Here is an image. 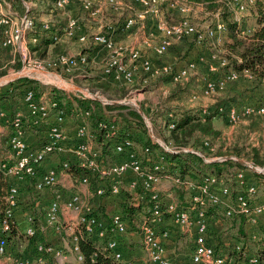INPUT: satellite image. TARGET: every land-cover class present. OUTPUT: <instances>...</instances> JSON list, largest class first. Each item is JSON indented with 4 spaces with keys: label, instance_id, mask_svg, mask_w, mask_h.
I'll return each instance as SVG.
<instances>
[{
    "label": "built area",
    "instance_id": "built-area-1",
    "mask_svg": "<svg viewBox=\"0 0 264 264\" xmlns=\"http://www.w3.org/2000/svg\"><path fill=\"white\" fill-rule=\"evenodd\" d=\"M222 1H226L228 6L234 7L237 13H243L247 6L255 5V0ZM135 2L138 10L134 16L125 21L123 31L129 32L137 25L143 28L145 21L150 19L154 22L153 19H155V29L161 34L159 43L153 47V52L157 57L164 56L174 41L196 37V43L202 44L205 39L213 41L227 31L226 25L220 20L218 13L215 14L217 19L211 26L202 32L198 31L190 22L188 15L193 7L198 8L202 5L188 0H135ZM5 3V0H0L1 44L19 54L25 67L28 63L29 65L33 64L38 72L51 68L63 75H74L75 72L81 71L89 65L88 57L85 54L77 56L61 54L50 60H33L27 37L35 29L34 19L28 14L15 16L5 12ZM73 3L80 4L81 8L92 18H100L107 7L114 12H122L124 8V4L120 0H55V7L64 10ZM166 5L167 9L175 8L184 17L177 23L168 25L162 19L163 8ZM102 28L105 29V26ZM110 29V32L102 31L90 36L80 32L81 27L77 19H71L65 30V36L82 44L91 43V45L105 50L107 55L104 60L103 75L105 78L113 80L114 83L129 88L136 82L140 70L145 76L142 81L143 87L149 83V78L160 76L168 77L171 83H179L187 78L189 70L195 68L193 63L178 70H174L170 65L153 67L151 61L143 56L141 49L118 45L111 34L115 30L111 27ZM42 30L51 33L53 25L44 23ZM50 39L58 43L61 37L56 33ZM32 42L38 43V38L34 37ZM207 60L211 73L218 72L227 64L226 60L218 53L209 54ZM243 76L247 80H251V75L248 72H244ZM28 77L41 81L39 77ZM239 79L240 74L234 71L225 72L217 80L206 79L202 85V95H213L223 90L230 82H236ZM56 88L66 91V88L63 87ZM134 93H139V90H134ZM98 95L99 92L95 97ZM86 98L92 99L93 97L86 96ZM99 99L103 106L119 102L120 105H133L137 110L140 107L130 100ZM21 103L22 111L19 110L14 114H10L8 110L0 109V123L12 129L6 140V146L10 153L9 161H1L0 179L6 177L9 180H15L10 183L7 194L1 200L0 259L15 258V264H68L70 257L75 255L76 264H84L85 257L82 254L80 242L90 236H96L103 240L110 231L112 236L107 242L106 249L111 251L116 262L121 263L125 256L124 249L121 248L120 241L116 236L127 237L135 235L136 232L130 228L121 213L112 215L110 225L105 219L93 216V213L99 209L98 206L96 209L95 204L100 203L102 199L119 198L127 193L132 197L135 207H140L147 201L152 203L145 215L142 216V223L138 225L141 231L139 242L143 247L144 264H175L168 254V245L172 241V236L170 230L164 227L167 221L192 240V250L187 255V261L189 259L190 264H264V235L261 231L264 227L261 225V218L264 217V201L258 199L257 186L251 181L252 177L246 171L261 173L263 170L247 164L244 165L246 170L239 169L229 172L226 177L206 174L199 180H183L179 176L167 173L162 166L164 158L160 157L159 161H155L148 148L143 150L145 156L143 160L136 144L129 139L116 146L117 161L109 166H103L101 148L90 122L95 112L92 104L82 102L85 104L84 108L80 107L79 103L74 109L75 102L69 97L64 104H68L73 111L70 116L54 92L41 94L33 88L26 90ZM202 113H206L205 109L202 110ZM253 114L264 115V103L259 106L246 105L240 111L232 108L226 113V116L230 124H236L240 118H246ZM69 119L78 121L73 143H71L72 136L67 129ZM99 128L104 129L105 137L108 139L116 138L120 133V129L113 122L110 124L101 122ZM173 128H175V122L171 119L167 124V129L172 130ZM31 131L37 132L36 142L32 139L28 140ZM154 143L172 154L190 152L200 156L195 151L179 148L173 151L156 139ZM205 145L207 146V144ZM63 154L71 155L75 159V163L64 160L58 167L45 168L51 157ZM229 160L237 162L234 157ZM223 161V158H217V162ZM74 166L80 170V175L77 177L76 173L72 171ZM65 176L79 183L78 186L73 185L72 191L66 194L61 190L62 179ZM96 179L108 180L109 186L105 180H97V185L92 192L93 181ZM163 181H170L172 188L184 193L188 192L190 201L187 202V205L173 200L165 202L166 198L171 199L174 190L161 194L158 188ZM24 185H29L36 193L53 192L54 194L49 205L43 207V220L38 219L34 214L26 215L27 227L24 235L31 239L53 230L62 237L69 249L38 242L33 245L36 252L35 258L22 254L20 257H16L12 254L10 238L12 239L14 232L18 231L17 217L21 212L19 209ZM81 186L89 189V199H93L95 204L84 200L80 191ZM213 207L222 208V215L226 219H244L245 238L233 240V243L221 238L223 246L220 251H216L217 243L209 232L212 216L208 212ZM63 211L77 213V218L63 221L61 216Z\"/></svg>",
    "mask_w": 264,
    "mask_h": 264
},
{
    "label": "rangeland",
    "instance_id": "rangeland-1",
    "mask_svg": "<svg viewBox=\"0 0 264 264\" xmlns=\"http://www.w3.org/2000/svg\"><path fill=\"white\" fill-rule=\"evenodd\" d=\"M123 3H126L130 7V2L125 1V0H120ZM132 5L136 8L138 6L136 5L135 0H130ZM218 3H224L225 6H223L222 10L221 9H208L205 7H198L194 8L190 12L189 20L190 22L196 27V29L200 32L205 30L208 26H211L214 21L217 19L215 14L218 13V17L222 22H224V15L223 11H229L231 13L230 19L234 23H239L242 24L243 21H246L249 23L250 26H253L254 21H253V12L256 9L257 4H262L264 7V0H255V5H250L247 6V9L243 13H237L235 8L232 6H228L227 2H223L222 0L219 1L217 0ZM165 8V7H164ZM131 8H126L125 11L123 12H129L132 11L130 10ZM103 17H106V14L103 15ZM120 15L117 17H113L116 19H119ZM184 16L180 14L178 11L175 10V8H169L166 13H163L162 19L163 21L167 22L168 25H172L177 23L181 18ZM110 20H112L111 16H108ZM106 19V18H104ZM154 24H155V19ZM97 26L95 28H99L100 24L97 21L96 22ZM106 26V25H105ZM109 29V28H108ZM111 29H109L110 31ZM98 31H100L98 29ZM153 31V30H152ZM135 32H131L129 34H116L118 35V40H116V43L118 45H122L124 47H128L129 43L132 41V38L135 37ZM148 32H145L143 34V37H145L147 40H149V43L154 46L158 44V38L161 37V34H155L153 33V36H149ZM114 34V36H115ZM225 37V38H224ZM218 39L215 40H206L203 41L202 44H197L195 41L194 37H187L183 41H174L172 47L169 49V51L162 56L163 61L167 63V65L172 66L174 70L180 65V66H187L189 63L195 64V68L192 70H189V74L187 75V78L182 80L179 83H171L170 81L163 80V81H153V78L149 80V83L151 81V85L147 87H143L142 81H143V73L137 74L136 82L130 86L129 88H124L123 86L117 84L114 85L112 84H102L108 89H102L100 87L101 83L98 82L97 78H87V79H78L75 78L74 76L79 73V71L75 72V74L72 76L71 74H62L59 71L53 70L51 68H47L45 70H40L38 72L37 69L33 67V64L29 65L26 63V67H21L18 71H11L8 74L1 76L0 77V91H4L7 89L9 84L13 83L17 79L15 76H17L18 73L23 72V77H39L41 81H38L37 83V90L41 93H51L53 92L56 87H66V91L61 90L65 93L66 99L65 102L68 101V98L71 97L72 100L75 102L73 105V108H76V104H79L82 102H87L88 104H92L95 112L94 114H102L106 113L107 116H110V120L113 123L117 122V127L122 129L124 127V119L125 117H128L129 119L135 120L133 117H130L129 115V110L124 109V110H115V111H101L99 110V106L96 105L95 103H99L102 105L100 101H96L95 99L91 98H86L88 97H95L97 95V92H99V95L97 97L101 98L102 100H109V101H123V100H130L134 101L136 105L140 106L142 111L144 107V102L141 103L139 101V93H134V90H143L151 92L149 94L150 100H153L158 103V110L154 109V114L156 113L161 116L165 115L166 117L168 116L169 118H174V120L178 121L179 117L181 116L182 112H185L187 110H203L206 108L214 107V106H219L223 105L225 103H230L232 101H237L239 103L233 105V109L240 111L242 109L243 103L246 106V104H251L255 105L257 100L259 98L264 97V94L261 90H257L255 93H251L248 89L250 87V84L246 81H240L239 83H232L227 85L223 90L216 92L213 95L210 96H203L201 93V88L203 85L204 80H214L215 74L209 73V62L207 60V57L211 53H218L220 56L224 55V47L223 44H225L227 40L230 41L227 31L225 34L220 35L217 37ZM144 40V39H143ZM144 47V46H143ZM141 46V49L144 48ZM72 48L80 51L83 50V48H80L78 46H72ZM147 50V49H146ZM145 52L147 53V50ZM94 52H101V48L95 50ZM59 54V53H58ZM55 56L52 54V57ZM102 57H105L106 55L102 54ZM55 58V57H54ZM52 58V59H54ZM33 60L38 59L36 56H32ZM41 60V59H39ZM46 60V59H45ZM176 67V68H175ZM220 71V70H219ZM218 71V72H219ZM81 72V71H80ZM221 74V71L220 73ZM61 76V77H60ZM74 77V78H73ZM4 78H9L8 81H4ZM15 79L14 81L11 82V80ZM153 81V82H152ZM76 88H80L81 90H77ZM59 89V88H57ZM125 89L127 91L126 96L122 97V94L117 95V93H120V90ZM119 90V92H117ZM133 93V94H132ZM172 95L180 97L179 100H176V98L171 101ZM21 99V95L20 98ZM149 100V101H150ZM146 102V101H145ZM232 104V103H231ZM18 108L20 111H22L20 102H18ZM130 108V110H135L138 112V110L133 106V105H126ZM235 106V107H234ZM81 107V106H80ZM16 108V109H18ZM231 108V109H232ZM66 112L68 115L71 116L73 111L69 106L66 108ZM10 113V114H14ZM139 113V112H138ZM146 122L145 123L144 119L143 122L147 128V135L148 137L152 140V142H155L156 140H159L163 142L165 145H167L164 140L170 139V133L169 130L165 128H158L156 127V124H154L153 119H151L150 115L145 114L143 112ZM141 115V114H140ZM264 116V115H263ZM143 118V117H142ZM115 121V122H114ZM132 121V120H131ZM136 121V120H135ZM163 121V120H162ZM255 121H257V117L255 118L254 116L246 117V118H240L239 121L236 124H230L227 120V116L220 115L216 116L213 119V127L215 130L219 131L218 136H202L198 132L196 133L195 137L192 139L195 141L196 138L197 141L195 144H197L196 147H177L173 146L175 145L172 142V139H170L171 145L168 146L169 148L173 149V151L179 149L183 150H188L192 152H197L200 156V158L203 160L205 164H210L208 162L214 163L217 162V158H223L227 159L234 157L238 159L239 161L245 162L249 165L258 167L260 170H263L261 173H258V175L254 176L252 172H249L246 170L251 177V181L254 182V184L257 186V191H258V199H261V201L264 200V119L262 122L259 124L255 125ZM78 121H75L74 119H69L68 120V126H70V129L72 130V141L75 140V127L77 125ZM155 126H154V125ZM93 128V127H92ZM174 129V128H173ZM9 130L11 131L12 129L9 127ZM124 131V130H123ZM33 141V138H32ZM5 146L4 149L1 150L0 152L3 151V153H0V163L1 161H9V148L6 146V141H4ZM192 143V142H191ZM207 144V146L205 145ZM139 145V146H138ZM136 144V147L138 148V151L140 153V156L144 160L145 156L143 154V148L141 147L140 144ZM190 153V152H188ZM198 156V155H197ZM64 160H70L73 163H75V159L71 155L68 154H63V155H54L53 157L50 158V160L47 162L53 163L55 167H58L61 165V163ZM224 160V161H227ZM207 161V162H206ZM223 161V162H224ZM238 162V161H237ZM46 163V164H47ZM240 163V162H238ZM45 164V165H46ZM241 164V163H240ZM242 165V164H241ZM226 166V164L224 165ZM244 166V165H243ZM245 167V166H244ZM239 168L234 166V165H229L226 167H221V172L222 176L226 177V175H229V172H235ZM213 169L203 167L202 174L199 176H203L204 174H209L212 173ZM251 171V170H250ZM249 178V177H248ZM104 181L105 179H96L93 181L92 185V192H94V187L97 185V182ZM67 181H71V183L75 186H78L79 183H76L72 181L71 179L67 178ZM109 186V181L105 180ZM11 182H15V180L11 179ZM170 182V181H169ZM171 183V182H170ZM169 183V184H170ZM167 184V183H166ZM234 186V185H233ZM174 190V193L170 198H166L165 202L167 200H173L174 202H179L182 205H187V202L190 201V194L188 192H182L180 190H177L176 188H172V184H170V187L168 191ZM167 191V192H168ZM173 192V191H172ZM49 195L52 196V193H48ZM127 194V193H125ZM129 195V194H128ZM38 196V193H37ZM127 196V195H126ZM107 197V196H106ZM111 197V196H110ZM113 199H102L100 203L95 204V201L93 199L90 200L91 204H95V207L97 209V206L103 207V209L106 210L108 213L109 217H112L115 213H121L119 210V204H118V198L116 197H111ZM163 199V197H162ZM129 203L131 206H134V201L132 200V197L129 196ZM2 203L0 202V205ZM35 205V204H34ZM147 207V204L145 205ZM146 207L143 208V215L137 217L136 223L137 225L135 226L134 232H136L135 235H128L127 237L125 236H119L117 235L116 238L119 239L121 248L124 249V260L121 263H140L144 264V254H143V247L140 244V239H141V231L138 225H140L143 221L142 216L145 215L146 213ZM34 208V207H33ZM21 207L19 211H21ZM44 209L42 207L34 208L31 210L24 211L23 213L25 215L27 214H34L38 219L43 220L44 219ZM234 222L232 219H225L223 218L222 214L220 213L215 221H214V230L217 228H221L222 232L221 234L223 235L222 238L224 240H229L231 243H233V240H239L240 238H245V234H241L239 232V226H238V220H235ZM164 227L168 228L170 230L171 236H172V241L168 245V254L170 255L171 259H173L175 264H188L186 263L187 260V255H189L190 251L192 250V243L191 239L188 236H185L178 228H176L174 225L169 223L168 221L165 223ZM50 235H54V232L50 231ZM44 236V234H40L39 237ZM177 237V240L175 239ZM11 239V238H10ZM29 240L30 238L23 235L22 233H18L17 231L14 232V235L11 239V247L13 250H11L12 254L16 257H20L21 254H30L31 255V250H29ZM241 240V239H240ZM175 241V242H174ZM100 244L104 243V240H99ZM175 244H172V243ZM244 242V240H243ZM106 243V242H105ZM33 245V244H32ZM31 245V246H32ZM18 255V256H17ZM68 264H76V257L75 255H72L70 257V262Z\"/></svg>",
    "mask_w": 264,
    "mask_h": 264
},
{
    "label": "trees",
    "instance_id": "trees-1",
    "mask_svg": "<svg viewBox=\"0 0 264 264\" xmlns=\"http://www.w3.org/2000/svg\"><path fill=\"white\" fill-rule=\"evenodd\" d=\"M16 2H20V0H15ZM28 1V0H24ZM128 1V0H125ZM195 4H200L205 8L208 9H221L223 6H225L224 3H218L217 0H188ZM128 2H131L130 0ZM167 5L165 8H163V12L166 13L167 11ZM253 26H250L249 23L246 21H243L242 24L234 23L230 19L231 13L229 11H223L224 15V21L226 25V30L228 37L230 39L229 42H226L223 44V47L225 49L224 55L221 57L224 58L227 62L226 66L223 69H220L222 72L220 75H223L225 72L234 71L240 74V79L236 82H230L232 83H239L240 81H247L250 84L249 91L251 93H255L258 89L261 90L264 94V7L262 4H257L256 9L253 12ZM133 14V11L126 12V13H114L110 14L112 17L111 25L114 30L116 28L115 33L117 34H129L131 32L135 31V28L129 32L123 31V25L125 21L128 19L129 16ZM119 17V19L113 18V17ZM134 16V15H133ZM150 20V19H148ZM35 29L30 32V35H33L34 37L40 38L42 25L41 23L35 22ZM52 24L51 22H47ZM53 25V24H52ZM61 26H64L63 23ZM57 31V30H56ZM62 30H59L58 36L62 38V35L60 34ZM44 32V31H43ZM51 36L56 34L54 32V26L53 30L50 31ZM46 33V32H45ZM65 35V31L62 33ZM1 35H0V41H1ZM195 41H196V37ZM94 46V45H93ZM30 51L32 56L38 57V60L41 59L42 61L49 60L52 54H58L61 55L64 50V46L56 43L52 39H42L39 43H31L30 44ZM97 47V46H94ZM100 48V47H98ZM89 63L91 62L90 58L88 57ZM22 62L18 61L14 66V70L18 71L22 67ZM248 72L251 75V80H247L244 78L243 73ZM9 73V69L0 70V77L4 76ZM143 77H145L143 75ZM157 82L163 81V80H169L168 77L160 76L157 77ZM150 80V78H149ZM37 83L38 81L23 77L19 78L13 83L9 84L7 89L4 91H0V109L8 110L9 106L13 107L14 109L18 108L19 105L18 102H22L23 96L28 88H33L37 90ZM100 83V82H99ZM101 83L100 87L102 89H108ZM228 84V85H229ZM148 84L145 86L147 87ZM124 88H127L123 86ZM53 92L56 95V98L62 103V106L66 107L68 104L65 103L66 96L63 91L60 89H54ZM119 92V90H117ZM127 91L125 89L120 90V93H117V95H121L122 97L126 96ZM21 95V99L20 98ZM176 98L177 100L180 99V97H177L172 95L171 100ZM232 103V104H231ZM239 102L232 101L230 103H225L223 105L214 106L210 108H206V113H202V110H187L185 112L181 113V116L179 117L178 121L174 120V118L166 117L165 115H162V118L160 115L156 113L151 116V119H153L154 124H156V127L158 128H165L167 129L168 122L172 119L175 122V128L172 130H169L170 133V139H172V142L175 144L173 146L177 147H196L197 144L196 141L198 138L193 141L192 139L195 137L196 133L198 132L202 136H218L219 131L215 130L212 123L213 119L216 116L220 115H226V113L233 107L234 104H237ZM264 103V97L259 98V100L254 103L255 105H263ZM99 106V110L101 111H115V110H129L130 117H133V119H129L128 117H125L124 119V127L120 128V133L116 138L108 139L105 137V131L104 129L99 128V123L104 122L107 124L112 123L110 120V116H107V114L104 112L102 114H93L91 118V126L96 132L97 136V143L101 148L102 153V165L103 166H109L110 164H113L117 161L118 155L116 153V146L118 144L124 143L127 139L133 141L135 144H140L143 150L145 148H148L151 152V156L155 161H159L160 157H163L164 160L162 162V166L164 167L165 171L169 173L172 176H179L183 180H199L201 177H199L202 174L203 167L213 169L211 170L212 173L209 174H216L218 176H222L221 167H226L229 165H234L238 167L239 169L246 170L247 168L241 165L240 163L236 161L227 160L224 162H214L210 164H205L203 160L193 153H177L172 154L169 152L164 151L158 144L152 142V140L147 135V128L143 122V118L137 111L130 110V108L126 105H107L103 106L99 103H95ZM245 103H243L242 107L245 106ZM22 107V103H20ZM85 104H81L80 106L84 108ZM251 105V104H246ZM235 107V106H234ZM222 111H219V110ZM204 110V109H203ZM143 112L147 114V111L143 107ZM255 118L257 117V121H255V125L259 124L263 121L264 116L263 115H257L253 114L251 115ZM250 117V116H249ZM132 120V121H131ZM163 120V121H162ZM153 124V125H154ZM117 125V122H116ZM155 126V125H154ZM124 130V131H123ZM168 130V129H167ZM170 139L164 140V142L167 144V146L171 145ZM192 142V143H191ZM139 146V145H138ZM197 148V147H196ZM226 164V166H224ZM238 169V170H239ZM72 171L76 173V177L80 175V170L77 169V167H73ZM206 175V174H204ZM253 175L256 176L258 173H254ZM259 176V175H258ZM10 187V180L6 177H1L0 179V202L3 200L5 195L7 194V191ZM123 195L124 202L119 201V210L121 211V214L123 218L127 221L128 225L132 230L135 229V226L137 225L136 220L137 217L143 215V208L146 207L147 209L152 205L151 202H145L140 207H133L129 203V195ZM2 203V202H1ZM1 209V205H0ZM223 214V209L220 207H213L209 209L208 214L212 216V223L209 227L210 235H212L214 241L217 243L215 246L216 251H220L222 245L221 238L222 234L214 232V221L216 217L219 214ZM93 216H95L98 219H105L108 221V224L110 225L112 220L111 217H109L108 213L106 212L103 207H100V209L96 210L93 213ZM223 216V215H222ZM223 218H225L223 216ZM226 219V218H225ZM233 220V219H232ZM234 219L233 221H235ZM244 219L238 220V226H239V232L241 234H245L244 232ZM109 227V226H108ZM110 229V228H108ZM264 235V227L261 229ZM111 232H108V236L103 239L105 242L101 243L99 242L100 239H98L96 236H90L86 237L80 242V248L82 251V254L85 257L84 264H127V263H120L116 262L112 256L111 251L106 249L107 242L109 238L111 237ZM177 240V237L175 238ZM241 239V238H240ZM239 239V240H240ZM11 240V239H10ZM38 242H44L43 237H34L29 240V250L31 248V245H35ZM32 245V246H33ZM30 256L31 258L36 257V252L34 249L31 250L30 254H25Z\"/></svg>",
    "mask_w": 264,
    "mask_h": 264
},
{
    "label": "crops",
    "instance_id": "crops-1",
    "mask_svg": "<svg viewBox=\"0 0 264 264\" xmlns=\"http://www.w3.org/2000/svg\"><path fill=\"white\" fill-rule=\"evenodd\" d=\"M5 1H6L5 12L12 13L15 16H22V15L28 14L29 16H31L35 20V22L41 23V25H43L44 23H47V22H51L54 26V32L55 33L59 34L58 31L62 30L60 32V34L62 35V38L58 42V44L64 46V50H63L62 54H66L69 56H77L80 54H85V55H87V57L90 58L91 62L89 63V65L86 68L82 69L81 72L79 71V73L75 76V78L87 79V78L93 77V78H97L98 82H100V83L107 84V85L110 84L109 86H111L112 84H114V85L118 84V83L117 84L114 83L113 80L105 78L103 75L104 60L106 59V56L102 57L101 55L102 54L107 55V52L105 50L101 49V52H94L95 50H97L99 48L94 47L93 45H91V43L82 44L75 39H71V38L66 37L62 33L68 28V23L71 19H77L79 21V24L81 27V30H80L81 33H86L90 36L93 34L100 33L102 31L106 33L109 31L110 27L112 28V25L110 23L111 20L108 18V16H110V14H114V13L121 14L125 11L126 8H131L130 10L133 11V14L131 16L136 14L138 9L136 7H134L131 2L129 3L130 7L126 3L122 2L124 4V8H123L122 12H114L113 10H111L110 8L107 7V8H105V11L103 12V14L101 15L100 18H92L87 12H85L81 8L80 4H78V3H73V4L69 5L66 9L59 10L55 7V0H28V1L20 0V2H16L15 0H5ZM104 14H106V17H103ZM131 16H129V17H131ZM104 18H106V19H104ZM97 21L100 24L99 28H97V27L95 28V26H97V24H96ZM62 23L64 26H61ZM103 26H105V29L102 28ZM98 29L100 31H98ZM114 30L116 31V28H114ZM115 31L111 32V34L116 40H118V38H117L118 35L116 36ZM135 31H136L135 37L132 38V41L129 43V45H127L128 46L127 48H139V49H141V46L142 47L144 46L143 47L144 51H143V49H141L142 54L144 57L148 58L151 61L153 67H162L164 65H167L165 60L163 61V57H157V56H155V54L153 52V47L156 46L157 44L152 46L149 43V40H147L145 37H143V34L145 32H148V31H149V33H148L149 36H153V33L160 35V33L156 31L153 21L152 20L145 21L143 28H141L140 25H137L135 27ZM41 32L42 33L40 35V38L38 39V43L40 41H42V39H50V37H51V33H45L43 31H41ZM114 34H115V36H114ZM32 40H33V35L29 34L27 37V42L29 43V45L31 43H33ZM159 40H160V37L158 38V43H159ZM225 42H229V40H227ZM72 46H78L80 48H83V50L78 51V50L72 48ZM146 49L149 51H147ZM145 50L147 51V53L145 52ZM58 55L59 54H55V56H53V57L51 55V57H49V58L50 59H52L54 57L56 58ZM18 61L22 62V65H23L22 67H25V64H24L21 56L19 54H17L13 49L3 47L1 44V41H0V70L9 69V72L15 71L13 66ZM182 67H184V66L179 65L177 68L176 67L175 68H176V70H178ZM140 73H142L141 70H140L139 74ZM209 73H211V72H209ZM219 73H220V71L216 72V73H211L213 75L215 74V76L213 77L214 80H217L218 78H220L222 76ZM27 78H29V77H27ZM157 80H158L157 78H153V81L157 82ZM151 84L152 83L150 81V83H148L149 87ZM200 91L202 93V90H200ZM139 92H141V94L138 95L140 102L141 103L144 102L145 110L148 112L150 117L153 116L154 109L158 110V108H160V106L158 107L157 102L150 100L149 94L151 92H149V91L147 92V91L143 90V88L141 90H139ZM171 101H173V99ZM8 107H9L10 113L11 112H18L20 110L19 108L14 109L13 107H11L9 105H8ZM167 114H165V115H167ZM168 116H169V114H168ZM67 129L69 131V134H72V130L70 129V126H68ZM11 132H12V130L10 131L9 127L7 125L0 123V149L1 150L4 149V146H5L4 141L7 140L8 136L11 134ZM32 138H33L34 142L37 141V132L31 131V134H29V136H28V140L32 139ZM0 153H3V151H1ZM49 167H55V166L53 165V163L49 162V163H47L45 168H49ZM67 178L68 177L65 176L62 179L63 184H62L61 190L65 194L69 191H72L71 188H73L72 187L73 184L71 183V181L66 182ZM169 183H170L169 181H163L161 183V185L158 188V190L161 194H164L168 191L170 184H171V183L170 184ZM80 191L83 194L84 200L89 202L90 201L89 189L87 187L81 186ZM22 192H23V197L21 199V209L22 210H21V212H19V215L17 217V222H18V231L17 232L20 234L22 233L24 235L26 227H27V222L25 219L26 215L23 212L30 210V208H33V207L34 208H38V207L43 208V207L49 205V203L54 198V194H53V192H51L52 193V196H51L48 194L50 192H45V193H38V196H37V193L34 192L33 189H31V187L29 185L28 186L24 185ZM122 196H120L118 198V201H117L118 203H119V201L124 202ZM61 216H62L63 221H70V220H75L77 218V213L63 211ZM261 219H262L261 225H264V217H262ZM50 231L54 232V235H50ZM221 231H222L221 228H217V230H216V232H218V233H221ZM42 237L44 239L43 243L53 244L56 247H60V248H64V249L68 248L67 245L63 242L62 237H60L53 230H49L48 232L44 233V236H42ZM174 242L172 244H175ZM32 249H33V246H31L30 250H32ZM14 259L15 258L0 259V264H15ZM186 263L190 264L189 259H188V261L186 260Z\"/></svg>",
    "mask_w": 264,
    "mask_h": 264
},
{
    "label": "water",
    "instance_id": "water-1",
    "mask_svg": "<svg viewBox=\"0 0 264 264\" xmlns=\"http://www.w3.org/2000/svg\"><path fill=\"white\" fill-rule=\"evenodd\" d=\"M16 78L18 77V78H23V72H20V73H18L17 74V76H15ZM8 79L9 78H4V81H8ZM15 79H13V80H11V82L12 81H14ZM77 90H81L80 88H76ZM93 99H95L96 101H101L98 97H93ZM113 104H117V105H120L121 103H119V102H114ZM138 112L141 114V116L143 117V119H144V121H145V123L147 124V122H146V118H145V116H144V114H143V111H142V109L139 107L138 108ZM164 147H166L165 145H164ZM168 151V150H167ZM169 152V151H168ZM230 158H228V160H229ZM224 160H227L226 158L224 159ZM238 162H240L242 165H247V163H245V162H242V161H239L238 159H236ZM217 161V160H216ZM208 163H211V162H208Z\"/></svg>",
    "mask_w": 264,
    "mask_h": 264
},
{
    "label": "bare ground",
    "instance_id": "bare-ground-1",
    "mask_svg": "<svg viewBox=\"0 0 264 264\" xmlns=\"http://www.w3.org/2000/svg\"><path fill=\"white\" fill-rule=\"evenodd\" d=\"M64 88H66V87H64Z\"/></svg>",
    "mask_w": 264,
    "mask_h": 264
}]
</instances>
